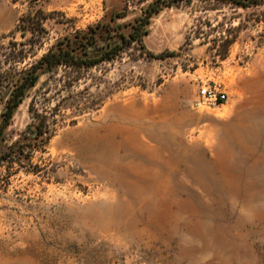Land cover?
Wrapping results in <instances>:
<instances>
[{
  "label": "rangeland",
  "instance_id": "obj_1",
  "mask_svg": "<svg viewBox=\"0 0 264 264\" xmlns=\"http://www.w3.org/2000/svg\"><path fill=\"white\" fill-rule=\"evenodd\" d=\"M151 1L0 0V126L23 70L99 22L129 32ZM149 30L27 92L5 132L0 264H264V5L182 2ZM212 81L229 100L196 109ZM34 109L44 149L24 138Z\"/></svg>",
  "mask_w": 264,
  "mask_h": 264
},
{
  "label": "trees",
  "instance_id": "obj_2",
  "mask_svg": "<svg viewBox=\"0 0 264 264\" xmlns=\"http://www.w3.org/2000/svg\"><path fill=\"white\" fill-rule=\"evenodd\" d=\"M194 0H152L143 10L142 14L129 24V32H123L126 25L111 27L105 22H99L90 26L87 31H77L73 35L65 36L58 44L45 53L40 59L30 67L23 70L21 78L17 81L15 88L7 101L3 111V119L0 126V168L5 162L11 161L15 157V145L8 146L5 151V132L10 126L17 109L25 99L27 92L35 87L41 77L59 68L82 71L94 68L102 63L110 62L121 56L127 48L138 43L143 45V38L150 33L149 26L154 16L158 15L166 8H170L182 2H192ZM217 1L231 4L243 9L255 8L264 5V0H204ZM124 13H112L111 21L125 18ZM104 35H106L104 37ZM103 44L102 41H104ZM235 38H227L228 46L234 43ZM144 47V46H143ZM148 54L154 58L174 56L175 52L165 54ZM35 111L37 124L28 127L25 139L34 140V148L44 149L51 140V131L47 113L41 114ZM31 137V138H30ZM22 143H17L16 146ZM27 145V144H24ZM22 147V146H21Z\"/></svg>",
  "mask_w": 264,
  "mask_h": 264
},
{
  "label": "built area",
  "instance_id": "obj_3",
  "mask_svg": "<svg viewBox=\"0 0 264 264\" xmlns=\"http://www.w3.org/2000/svg\"><path fill=\"white\" fill-rule=\"evenodd\" d=\"M229 100L226 89L219 83L212 81L204 83L200 88L194 107L198 110L220 109Z\"/></svg>",
  "mask_w": 264,
  "mask_h": 264
}]
</instances>
